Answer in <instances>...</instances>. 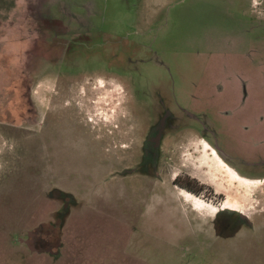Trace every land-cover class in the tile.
I'll return each mask as SVG.
<instances>
[{
  "label": "rangeland",
  "instance_id": "374dc122",
  "mask_svg": "<svg viewBox=\"0 0 264 264\" xmlns=\"http://www.w3.org/2000/svg\"><path fill=\"white\" fill-rule=\"evenodd\" d=\"M0 264H264V0H0Z\"/></svg>",
  "mask_w": 264,
  "mask_h": 264
},
{
  "label": "flooded vegetation",
  "instance_id": "af4514ba",
  "mask_svg": "<svg viewBox=\"0 0 264 264\" xmlns=\"http://www.w3.org/2000/svg\"><path fill=\"white\" fill-rule=\"evenodd\" d=\"M221 210H222V212H220L219 213V215H218V219L216 220V225H215V227L217 228V230L218 229H221V230H224V228L226 227V228H230L231 226L230 225H232V223L229 221L230 219H233L232 218V216H230L228 219H225V220H219L220 219V216H222L223 214H226V213H229V214H231L232 215V212H230V211H227V210H232V211H238V209L237 208H235V207H230V206H228V205H224L223 204V206H221V208H220ZM217 212V208H215V210H213V214H215ZM221 221V222H220ZM233 223H236V222H233ZM248 224V223H246V222H242V221H240V220H238V224L237 225H241V224ZM249 225V224H248ZM233 226H235L234 224H233ZM242 227V226H241ZM247 227H249V228H251V226H247ZM235 228H236V226H235ZM234 228V229H235ZM238 229L240 228V226L239 227H237ZM253 228V227H252ZM255 228V227H254ZM223 239H225V238H223ZM232 239V238H231ZM227 240V239H226Z\"/></svg>",
  "mask_w": 264,
  "mask_h": 264
},
{
  "label": "bare ground",
  "instance_id": "6f19581e",
  "mask_svg": "<svg viewBox=\"0 0 264 264\" xmlns=\"http://www.w3.org/2000/svg\"><path fill=\"white\" fill-rule=\"evenodd\" d=\"M231 207V206H230Z\"/></svg>",
  "mask_w": 264,
  "mask_h": 264
},
{
  "label": "crops",
  "instance_id": "0c3cea01",
  "mask_svg": "<svg viewBox=\"0 0 264 264\" xmlns=\"http://www.w3.org/2000/svg\"><path fill=\"white\" fill-rule=\"evenodd\" d=\"M219 154V153H218Z\"/></svg>",
  "mask_w": 264,
  "mask_h": 264
}]
</instances>
